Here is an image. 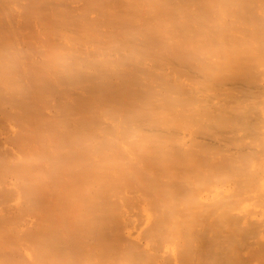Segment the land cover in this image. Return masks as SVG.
I'll return each instance as SVG.
<instances>
[{
    "label": "bare ground",
    "instance_id": "bare-ground-1",
    "mask_svg": "<svg viewBox=\"0 0 264 264\" xmlns=\"http://www.w3.org/2000/svg\"><path fill=\"white\" fill-rule=\"evenodd\" d=\"M24 1H28L29 5L31 1L34 6L26 4L27 6L23 7ZM30 1L0 0V98L9 96L10 101L17 102L16 105L20 109L26 107L25 103L29 105L26 109L25 121L32 131L30 139L32 138V141L38 147L35 145L36 148L31 150L32 147H35L32 145L30 151L24 149V155L27 159H31L33 165H38L39 169L42 168L40 160L44 155L46 140H51L53 144L56 143L54 141H59L61 138L63 140L66 135V132L61 133L64 125L63 120L64 123L65 121L68 122V115H66V120L65 117L63 119L60 117L61 119L58 118L59 121L55 124L53 122L56 120L53 118L51 123L54 124H52L54 127L52 129L51 124L48 128L41 127L43 114H38L42 109L40 105L44 104L45 101L47 102L48 98L51 97H48L49 94L45 91L46 87L47 89L54 87L53 92L50 94L54 93L56 89L62 93H65L66 90L71 91L67 89L65 80L68 79L67 82L70 84L76 79L74 75L79 74V71H81L80 76L83 77L84 71L79 70L82 61L79 63L80 60L78 59H88L89 62V59L93 57L94 60L100 61L97 68L103 61L102 67L105 72L108 71V65H105L104 61L108 64L107 61L109 62V58H112V56H115L118 60L120 59L119 61H127L126 65L136 64L135 66H137L140 63V66H142L146 61L149 63L148 59L143 60L145 57V52H141L143 45H140L142 49L141 47L138 48L137 44L134 45L141 50L135 48L139 52H134L135 49L131 52L124 46L126 43L130 45L131 37L133 40L135 36L137 37L140 34L143 36V34L148 33V35L156 36L155 38H160V40H153L161 41L164 39V41L162 40L163 44L160 42V46L163 47L173 45L175 48V45H177L178 48V45L183 44L184 47L183 45L180 46L183 51H180L184 54L187 48V53L191 56L194 65H191L192 62L189 61L191 60L190 56L188 59L186 53V55H182L179 54L181 52L176 51L174 52L175 56L173 54V57L177 58L176 60L173 57L170 58V54H167L168 56L163 55V57L170 58H163L169 62V66L164 63H154L146 67V71L136 72L135 74V72L129 70V68L134 69L129 65V68L127 67L129 71H124L126 73H123L124 77L128 76L127 72L131 74L128 76V80L131 79L129 77H132V75L133 77L139 75L138 77L141 79L142 73L146 74L143 76L145 80L151 79L152 86L150 82L146 85H149L150 87L147 86V88L150 89L154 87L148 90L149 95H153L155 103H151L150 100L153 102V99L141 90L134 91L135 94H139V98L138 95L136 96L138 100L133 97L135 94L131 95V98L130 93H127L130 90L126 83L118 86H124L121 87L123 90L127 87L126 89L129 91L126 92L125 90L126 94L124 95L130 97L129 100V97L125 96L123 100L126 102L121 98L123 103L126 104L121 109H117L118 112L120 110L123 116H120L123 119L120 120L121 123L117 126L125 135L122 138L126 139L124 140L127 144L128 141L129 144H132L131 140L135 136H140L143 137V142L142 139L139 142L137 137L135 138L140 146L146 141L148 143L149 140L157 145L164 144L163 147L166 148L167 152L159 148L162 153L166 152L160 157L159 155L162 153H160L157 145L155 147L159 152L154 145L151 146L156 151L152 148L149 151V145L145 143L144 147L148 146V152L144 148V151L140 152L144 156H138L144 159L141 160V164L145 161V164L143 162V165L137 166L140 168L141 173H133L134 178L131 177L132 172L124 173V177L131 175V178H126L125 189L129 186L128 190L132 189L133 195L131 196L133 197L130 198V192L127 191L128 195L118 183H113L114 179L113 184L110 180L108 185L112 184L111 194L115 199L110 200L113 205L107 208L106 211L102 209L101 214L93 212L95 208H92L91 205L89 210L91 209L93 213L88 210V205L85 207L87 209H83L84 207L81 205L83 203L82 197H91L87 185L83 183L82 186L76 187L73 191L69 188L70 185L67 187L65 181L61 180L62 177L65 179L64 175H66L68 166L65 167V165L60 164V168L51 174H42L44 173L42 169V172H40L42 176H39L38 170L36 174L35 172L31 173L33 171H28L29 167L25 165L23 167L20 165V167H25L26 170H19L15 165L0 163V193L7 195L6 192H2V186L3 183L6 184L5 177L12 174L19 176L22 190L20 191L21 194H12L11 198L14 200L15 210L10 214H6L4 219L1 216L2 212L0 213V264H115L117 261L119 264H264V0H102V2L100 0L101 6L99 0H97L99 7L96 4L97 1L92 2L91 0L88 3L92 2L93 4H87V11L90 8L91 12H89L94 14L93 9L96 11L98 9L90 7V5H93L97 6L99 10L101 9V13L99 15L98 10L96 12L98 14L92 15L93 17L91 16L92 18L89 17V19L86 18L90 15L88 12V15L81 16L82 19L86 18V21L90 23V25H86L87 22L84 23L86 28L83 32H80V30L84 29L79 28L84 27V24L80 23L84 22L79 18L81 14L78 15V18H75L76 20L74 19V17H77L76 13V16L72 17V13L76 12L75 9L73 10L74 5L72 3L78 0H73L72 3L68 0L71 3L68 6L66 4L69 3L59 0L63 4L65 3L64 5L60 3V6H64L65 9L70 7L68 14L64 15V17L68 15L67 20L62 17L61 21V18L56 16L57 14L53 8L54 0ZM40 1L50 4V6L46 3H41L42 7L40 5L36 6L35 3ZM86 1L84 0V2ZM110 1H114L111 6L109 5ZM35 6L36 8L40 7L39 9L42 10L37 11L36 16L28 14V17L39 19H35L34 23L36 21L38 23L34 27L38 24V27L43 30L41 32H46L45 40H47L42 41V44L44 42L47 55H45L46 51L44 55L34 52L35 49H39V46H36V41L33 43L22 39L24 43H21V47L25 45H28L31 49L36 47L33 53L44 57L42 59L46 57L43 61L45 62V72H43L46 74L43 79L44 81L45 79L48 80V84L51 83L50 85H52L51 87H45V82L40 77L41 83L43 82L42 85L34 87L36 81L33 82L34 85L29 84V78L25 76L26 72L18 70V66L23 60L22 54L19 53L18 49L20 48H17L18 45H16L13 34L7 30L10 16L13 18L11 11H18L19 14L21 13L20 8L31 7L30 9H35ZM91 8L93 9L91 10ZM114 9H117V15L112 13ZM15 14L16 20V17L19 16ZM105 15H108V18L109 16L112 17L109 19L111 22L115 20V22L123 24L117 26L116 23V25L114 24L117 26L115 28L112 24L117 36L109 37L110 39L106 40L102 38L101 34L94 33L97 29H99V32L104 30L102 27L108 21L106 17L107 20L104 19L106 24L102 22ZM53 17L55 21H51ZM70 17L74 21L70 20V22ZM21 18L24 19L22 20L23 23L25 17ZM146 18L148 20H145L142 24L146 29L145 33L132 27V23L137 24L140 20ZM56 19H58V22H56ZM26 20H28L27 16ZM143 20L141 23H143ZM59 21H63L62 23L67 21L65 22L67 25L70 22V27L72 22L80 21L79 27H76L75 23L72 25V27L75 26L74 29L78 28L79 31L71 29L72 27L70 28ZM19 23H21V20ZM81 24L83 25L81 26ZM124 26H131L132 28L126 27L124 29ZM140 27H142L141 24ZM36 33L38 32L36 31ZM108 34L111 36L110 33ZM21 35L18 36V39ZM28 35L29 33L26 36L28 37ZM38 37H40V33H38ZM148 40L146 45L150 46L151 39ZM135 42H137V39ZM135 42L132 43L135 44ZM173 46L171 47L173 48ZM190 48H193L194 51L197 48L195 54L192 52L193 49H191L193 54H190ZM155 52L158 53L156 50ZM165 53L162 51L160 54L162 56ZM177 53L179 56H185L186 59L177 61L179 60ZM147 55L150 56L146 52ZM68 58L78 60V63L74 60L71 61V64L76 62L75 65L79 64V66L75 67L76 71L73 70L76 74L72 76L73 73L70 70L71 72L68 71L67 76L64 77L65 80H63L60 78V74H64V71L66 72L70 66L68 67L62 61H70ZM116 58L111 59L109 64L113 60L116 61ZM142 61L144 62L141 63ZM91 62H93L92 59L88 63L89 67ZM32 63L31 65H33ZM212 63L214 66H211ZM62 65L67 67H62ZM110 65L112 67L113 63ZM39 66L33 65L34 68H39ZM140 66L137 67L140 68ZM61 68H64V71H61ZM77 68L79 69L77 70ZM140 70L142 69L140 68ZM37 72L39 76L43 74ZM104 73L103 75L108 74ZM78 74L76 77L79 78ZM96 75L94 76L97 77ZM81 77L78 81L82 79ZM111 77L108 78V81L113 79ZM89 78L87 80H92V78ZM135 78L131 80L134 81ZM137 78L134 81L136 85L137 81L141 83L137 86H143L147 83L144 78L142 79L145 81H143L144 84H142V80ZM69 79H71L70 82ZM85 80L86 78L83 81ZM113 81L110 84L112 87H114ZM116 81H114L115 86L118 85L120 80L117 83ZM74 84L75 82L68 87L70 88ZM119 84L123 83L119 82ZM118 89L116 90L117 93ZM84 90L87 89L82 91L84 92ZM140 95H143L144 98H140ZM45 96L48 98L46 99ZM41 99H45L44 102L41 103ZM85 99L87 100V98ZM106 99H108V96ZM106 99L105 101H107ZM112 99L110 101L113 102ZM132 99H135V101H131ZM139 99L143 102L140 103ZM105 101L100 104L96 102L98 104V107H96L101 109V112L108 115L110 107L111 110L116 111L114 104L117 106V103L112 104ZM79 102L82 103L80 100ZM120 104L121 102L118 103V105ZM150 104H153V106ZM81 105L82 107L77 106L79 109L76 108L78 112H82L83 106H85L83 109L86 108L88 111L89 104L88 106ZM37 107L40 108V112L37 111ZM128 110H133L131 118H126L125 114ZM92 113V117L96 115L95 112L94 115ZM117 114L119 115V113ZM107 115L105 116L106 119L109 117ZM118 115L116 116L118 117ZM127 115L130 114L127 113ZM116 119L118 120L119 117ZM109 121L106 120V124H110ZM102 123L103 121L101 126ZM165 125L172 127L161 128ZM72 127L74 128V126H71L73 131ZM41 128L43 129L41 130ZM72 133L75 136V132ZM84 136H82L83 140H88L87 137L84 139ZM106 139L108 142L111 140ZM83 140V143L81 138L80 142L77 139L76 142L84 144ZM100 140L98 143H100ZM76 145L78 146V144ZM141 150L143 149L141 148ZM136 153L139 154L137 151ZM101 154H103V150ZM2 157L0 154V162L4 161ZM17 157L20 158V155ZM61 166L63 167L61 168ZM124 167H126V164ZM107 168H109L108 165ZM151 170L154 173L156 170L155 175L160 178L156 180L157 182H152L151 179L146 178L150 175L147 174V171L151 172ZM155 175L153 176L155 177ZM23 177H25L24 180ZM49 177H52V179ZM163 178L168 181L163 183ZM89 188H91V185ZM101 192L93 193L95 194L93 197L100 200L105 193L102 192V194ZM4 199V201L0 199L2 201L0 211L6 209L10 203V198ZM50 202L51 206L49 205ZM83 210H86L85 213H83ZM25 230L29 231L27 235ZM17 231H21L20 236H17ZM10 239L13 241V245ZM116 255L120 256L118 260L115 259ZM114 259L117 261L115 262Z\"/></svg>",
    "mask_w": 264,
    "mask_h": 264
},
{
    "label": "rangeland",
    "instance_id": "rangeland-1",
    "mask_svg": "<svg viewBox=\"0 0 264 264\" xmlns=\"http://www.w3.org/2000/svg\"><path fill=\"white\" fill-rule=\"evenodd\" d=\"M30 1V0H29ZM61 1H63V2H67V3H69V2H71V1H73V0H70L69 2H68V0H66V1H64V0H61ZM61 1H59V0H54V2H53V8L55 9V12H56V16L57 17H59V18H61L60 19V21L62 20V17H64V15L65 14H68V10H70V7L69 8H67V9H65L64 8V6H60V3H61V5L63 4V2H61ZM75 1V0H74ZM89 1H91V0H87L86 2H84V0H78V1H76V2H71L74 6V8H73V10L75 9L76 10V12L74 11V13H72L73 15H72V17H74V15H75V13H76V15H77V17H74V19L75 18H78L79 16V14H81L80 15V19H82L85 15H88V13H90L91 11H90V8H88L89 10L87 11V4H93L92 2L93 1H97V0H92V2H90V3H88ZM129 1H132V0H129ZM78 2H80V3H78ZM99 2H100V0H99ZM98 1H97V6L99 7V5H98V3H99ZM101 2H102V0H101ZM101 2L99 3L100 4V6H101ZM29 3H31L30 5L28 4V1H24V5H23V7H25V5L26 4H28L29 6H34V3L32 4V2L30 1ZM41 3H46V2H39V3H35L36 4V6L38 5H40V7H42L43 5H41ZM57 3V4H56ZM71 3H69V4H66L67 6L68 5H70ZM86 3V4H85ZM114 3V1L112 2V1H110L109 2V5L111 6V4H113ZM46 4H48V3H46ZM45 4V5H46ZM65 4V3H64ZM63 4V5H64ZM82 4V5H81ZM95 4V3H94ZM95 4V5H96ZM49 6H50V4H48ZM65 5V6H66ZM27 6V5H26ZM36 6H35V9L34 8H32V9H30L31 7H28V8H26V9H28L27 11H26V9L25 8H23V9H25V10H23L22 8H20V11H21V13H19L18 14V11L17 12H13V11H11L12 12V17L13 18H11V16H10V20H9V24H8V26H7V30L10 32V33H12L13 34V38L15 39V41H16V45H18L17 46V48H20V49H18L19 50V53L21 52V54H22V63L21 64H19V69H18V67H17V69L18 70H20V71H22V72H26V75L25 76H27L28 78H29V84H32V85H34L33 84V82L35 83V81H36V83H35V85H34V87H36V86H40V85H42V83H41V79L40 78H45V76L44 75H46V74H44V67H45V62H43V61H45V59H46V57H45V59H42V58H44V57H40V55L39 54H36V53H33V51H34V48H36V47H34L33 49H31L28 45H25L23 48L21 47V45L24 43L23 41L24 40H26L27 42L28 41H30V42H33V43H35V41L37 42L36 44V46H39L38 48V50L37 49H35V51L34 52H38V53H41L42 55H44L45 53V55H47V50L46 49H44L45 48V45H44V42L47 40H45V38H46V32L45 33H42L43 32V30H41L39 27H38V24H37V26L36 27H38V28H36V27H34V25L36 24V23H38L37 21L34 23V21H35V19H36V17L34 18V17H28L29 15H32V16H36V12L37 11H39V10H42V9H39L40 7H38V8H36ZM47 6V5H46ZM97 6H91L90 5V7H95V9L97 8L98 10H99V8L97 7ZM44 8V7H43ZM46 8V7H45ZM63 8V9H62ZM93 8H91V10L93 9ZM30 9V10H29ZM19 10V9H18ZM44 10V9H43ZM65 10H67V11H65ZM72 10V9H71ZM85 10H86V12H85ZM97 10V11H98ZM101 10V9H100ZM98 11V13H99V15H100V13H101V11ZM90 11V12H89ZM96 10H94L93 9V13L94 14H92V13H90V15L88 16V17H86V18H88L89 19V17L90 18H92L93 16H95V14L97 15L98 13H96L97 12ZM66 12V13H65ZM72 12V11H71ZM80 12V13H79ZM84 12V14H82ZM88 12V13H87ZM14 13H16L19 17H16V20H15V17H14ZM112 13L113 14H115V15H117V9H114L113 11H112ZM15 14V15H16ZM29 14V15H28ZM71 14V13H70ZM16 15V16H17ZM75 15V16H76ZM93 15V16H92ZM26 16H27V19L28 20H26ZM66 16V15H65ZM71 16V15H70ZM81 16H83V17H81ZM92 16V17H91ZM108 16V15H107ZM106 15H105V18H103V23H105V21H104V19L105 20H107L108 19V21L105 23L106 25V27L103 25V27L102 28H104V30H101L100 32H99V29H97V30H95V32L94 33H97V35H100L101 34V36H102V38L104 39V40H106V39H108L109 37H114V36H117V33L114 31V29H113V26H114V28L115 27H117L118 25H123L122 23H120V22H115V20H114V18H113V20H114V22H111L109 19H111L112 17L111 16H109V18L107 17ZM21 17H25V21H23V23H22V20H24L23 18H21ZM56 17V18H57ZM104 17V16H103ZM106 17H107V19H106ZM30 18V19H29ZM66 18H68V15H67V17H64V20L66 19ZM86 18H84V19H82V20H84V22H80V21H75L74 23L72 22V25L74 24V25H76V27L78 26H80V24H79V22L80 23H85L86 24V22H87V24L86 25H90V23L88 22V21H86ZM12 19V20H11ZM34 19V20H33ZM55 18L53 17L52 18V20L51 21H55L54 20ZM79 19V20H80ZM20 20H21V23H19L20 22ZM29 20H33V21H29ZM36 20H39V19H36ZM58 19H56V22H58L57 21ZM67 20V19H66ZM74 21V20H72V18L70 17V19H69V21ZM76 20V19H75ZM78 20V19H77ZM121 20V19H120ZM143 20V19H142ZM142 20H140L137 24H135V23H132L133 25H132V27H134V28H136L137 30H139V31H141V32H146V29H145V27H144V25H142V24H144V22H145V20H148L147 18L146 19H144L143 20V23H141L142 22ZM151 20V19H150ZM59 21V22H60ZM68 21V22H69ZM70 21V22H71ZM63 22V21H62ZM62 22H60V23H62ZM65 22H67V21H64V23ZM70 22L68 23L69 25H67V23H65L67 26H69L70 27ZM78 22V23H77ZM109 22V23H108ZM111 22V23H110ZM34 23V24H33ZM64 23H62V24H64ZM77 23V24H76ZM116 23H117V26H115L116 25ZM56 24V23H55ZM61 24V25H62ZM83 24H81V26L83 25ZM83 25L84 27L82 28V27H79L80 29H84V30H80V32H83V31H85V28H86V25ZM112 24H113V26H112ZM115 24V25H114ZM140 24H141V26L142 27H140ZM59 26H60V24H58ZM65 25V26H66ZM72 25H71V27H72ZM125 25V24H124ZM139 25V26H138ZM39 26H40V23H39ZM63 26V25H62ZM61 26V27H62ZM30 27V28H29ZM68 27V28H69ZM70 27V28H71ZM74 28H75V26H73ZM71 28V29H74V28ZM127 26H124V29L126 28ZM131 26H129V27H127V28H132ZM144 27V28H143ZM64 28V27H63ZM67 28V29H68ZM110 30H109V29ZM147 28V27H146ZM77 29V31H79L78 30V28H76ZM76 29H74V30H76ZM107 29V30H106ZM113 29V30H112ZM135 30V29H134ZM180 30H183V29H180ZM36 31L38 32V33H40V37H38V33H36ZM42 31V32H41ZM112 32V33H111ZM114 32H115V35H114ZM29 33V35H28V37L26 36L27 34ZM67 33V32H66ZM108 33H110V35L111 36H109V34ZM150 33V32H149ZM22 34V35H21ZM31 34V35H30ZM43 34V35H42ZM152 34V33H151ZM154 34V33H153ZM152 34V35H153ZM15 35V36H14ZM19 35H21V37L19 38V39H21V40H19L18 39V36ZM24 35H25V37H27L26 39H24L25 37H24ZM32 35H34L33 37H32ZM142 34H140V35H138L137 37L135 36V38H133V40H132V37H131V40L130 41H132V42H135L136 41V39H137V42H135V44L134 43H132V42H130L129 41V43H130V45L131 44H133L132 46H130V45H127V43H126V45L124 46V47H126L128 50H130L131 52H133V49H138V48H140L142 45H143V49H142V47H141V49H142V51L140 50V49H138V50H140L141 52H145V57H144V61H146L147 59L149 60V63H148V61H146V62H144V61H142L141 63H143L144 62V65H142V66H140V63L137 65L138 67L140 66V68L142 69V70H140V68H138L137 66H135L136 64H134V65H130L131 67H133L134 69H130L128 66L129 65H126L128 62L127 61H119L118 60V58H116L115 56V58H116V61H112V63H113V65L115 66H113L112 65V67H110L111 65L110 64H112V63H110L109 64V62H111L110 60L111 59H115L113 56H112V58L110 59L109 58V62L107 61V63L108 64H106V62L104 61V63H105V65H108L107 67L106 66H104L105 68H107L108 69V71H104V68L102 67L103 65V61H101V64H99L98 65V68H100V69H98L97 68V64L98 63H100V61L98 62V60H94V58L92 57L91 59L93 60V62H91L90 63V67H89V65H88V63L91 61V59H89L90 61L88 62V59H78V60H80V62L79 63H81V61H82V64L84 63V65H80V69L79 68H77V70L79 69V70H83L84 72H83V77H81L80 76V74H81V71H79V78L81 77L82 79L84 78H86V80H87V78L88 77H90V78H92V80H85V81H83L82 79H80L79 81H81V82H79L78 81V77H76L77 76V74H76V72L74 73V71L73 70H75L76 71V68L75 67H78L79 66V64L76 66L75 64H77L78 63V60H76V59H73V58H68V59H70V61H66V60H63L62 62L63 63H65L66 65H68V67H69V69L65 72L64 71V68H61V71H64V74H60V78L61 79H63V80H65V78L64 77H66L67 76V72L68 71H72V76L74 75V74H76V76L74 75V77L76 78V79H74L73 80V82H75V84H77V85H75L74 84V86H72V87H68L70 84H72L73 82H70V80L72 79H69V82H70V84H68V82H67V80L68 79H66L65 80V82H66V87H67V89H70L71 91H65V93L63 92H59L57 89L54 91V93H52V94H50L51 92H53L52 90H54V87H51L52 85H50L51 83H49L48 84V80H46L45 79V81H44V79H43V81L45 82L44 83V85H45V87L46 86H49V87H51V88H49V89H47V87H46V92H47V94H49L48 95V97L49 96H51V97H46L45 96V98L47 99L48 98V100H47V102L45 101V103L44 104H42V105H40L41 107H42V109H41V112H40V108L39 107H37V111L38 112H40V113H38V114H43V118H42V116H40L41 118H42V121H41V123H42V125H41V127L43 126L44 128L45 127H47L48 128V126H50V124H51V129L54 127L53 125L57 122V121H59V119L58 118H64L66 115H68L67 116V119H68V122L67 121H65V123H64V120H63V126H62V129H61V133H65L66 132V135H65V137L63 138V140H59V141H54V142H56V143H52V141L51 140H46L47 141V143H46V147H45V151H44V155L41 157L42 159L40 160V164H41V166H42V168L41 169H39V167H38V165H33L32 164V162H31V159L29 158V159H27L26 157H25V150H27V151H30V149H31V147H32V145L33 146H35L36 144L32 141V138L30 139V136L32 135V131L30 130V128L26 125V121H25V116H26V114H27V107L29 106L28 104H26L25 103V105H26V107H23L22 109H20V108H18V106L16 105L17 104V102H15L14 100L13 101H10V97L9 96H5V98H0V154H1V157H2V159L4 160L3 162H0L1 164L2 163H5V165H15V166H17V169H19V170H26L25 169V167L24 168H22L24 165L25 166H27V167H29V169H28V171H33V172H31V173H34L35 172V174L37 173V170H38V173H40V172H42V169L44 170V173H42V174H48V173H52L53 171H55V170H57V169H59L60 167H59V165L60 164H63V165H65V167H67L66 169L68 170H66V175H64V177H65V179H63V177L61 178V180H63V181H65L64 183L66 184V186L68 187L69 185V188L70 189H73V191L75 190V188L76 187H79V186H82L83 185V183L85 184V185H87L88 186V192H90V194L89 195H91V197H93V196H95V194H93V193H97V192H105L102 196V198L99 200V199H97V197H93V198H91L90 196H89V198H88V196L86 197H82L81 198V200L83 201V203L81 204V205H83V209H87V208H85V207H87V205H88V210H89V207H90V205H91V207L92 208H95V209H97L96 211H95V209H93L94 211L93 212H95L96 214L98 213V214H101V211H102V209H104V211H106V209L107 208H110V206L111 205H113V203L111 202V201H113L114 199H115V197L114 196H112V194H111V191L113 190L112 188H111V186H112V184L113 183H118L119 185H120V187H122V189H123V191H129L130 192V196L131 195H133V193H132V189H130V190H128V187L129 186H127L126 187V189H125V184H127V180H126V178L128 179V178H134L133 177V173H135V174H140L141 172L139 171L140 170V168L139 167H137V166H139V165H143V162H144V164H145V161H143L142 162V164L140 163L141 162V160H144V159H141L140 157L141 156H144V155H142L141 153L144 151V148H146L145 149V151L146 152H148V150L149 151H151V149L150 148H152V146L151 145H154V147L157 145V144H154L153 142H151V141H149L148 140V143H146V142H144V144L146 143V145H149V149L147 148L148 146H145L144 147V144L142 143L141 144V146L139 145V143L137 144V142L135 141L136 139V137H137V140H139V142H140V139H142V142L144 141L143 140V137H140V136H135L134 137V139H132L131 141H132V144H129V141H128V144H127V142L125 141L126 139L125 138H122V136L124 137L125 135H123L124 133H123V131L121 130V129H118L117 128V126H119L120 125V120L121 119H123V118H121V117H123L122 116V113L120 112V110H119V112L117 111V109H121L122 107H124L123 105L124 104H126V103H123V101H125V100H123L124 98H125V96L127 97L128 95H124V94H126V92H127V90L129 89L130 90V92H127V93H130V96L131 95H133V94H135V92H137L136 90H141V91H143V92H145L146 94H147V96L149 95V90H151L152 88H154V87H152L151 89L150 88H147V86L148 87H150L149 85H146V84H148V82H150L151 81V79H147V80H145V78L143 77V76H145L146 74L144 73H142L141 75L142 76H140V77H142L141 79L138 77V76H136V75H134L136 78L138 77L139 78V80H142L143 78H144V80L147 82V83H143V81L144 80H142L141 82H142V84H144L143 86L141 85V86H137V85H139V84H141V83H139L140 81H137L138 83H137V85H136V82H134L135 80H136V78L135 77H133V75H132V77L130 76L129 78H131L132 80L135 78V80L134 81H132L131 79L130 80H128L127 78H128V76L129 75H131L130 74V72H127L128 73V76L127 77H124V75H123V73L124 74H126L125 72V70H127V71H129V70H132L133 72H135V74H136V72L137 73H139V72H144V70H145V68L146 67H148V66H151L152 64H161V63H164V64H167V66H169L168 65V61H165L164 59L165 58H169V57H166V56H164L163 57V55H171L170 56V58L171 57H173V54H174V52H176V51H179V52H181V53H179V54H182V49L180 48V46L182 47V45H178L179 47V50H178V48H177V45H175L176 47L174 48V46L173 45H169V44H167V45H169V46H167V47H163V46H160L161 44H163V41H164V39H162L161 41H159L160 40V38H155L156 36H151V35H148V33H146V35L145 34H143V36H141ZM154 35H156V34H154ZM31 36V37H30ZM23 37V38H22ZM44 37V38H43ZM159 37V36H158ZM32 38H33V40H32ZM38 38V39H37ZM43 38V39H42ZM22 39H23V41H22ZM110 39V38H109ZM135 39V40H134ZM140 41H139V40ZM143 39V40H142ZM148 39H151L150 40V46H148V45H146V44H148L147 43V40ZM153 39H159L158 41H156V40H153ZM45 40V41H44ZM146 40V41H145ZM42 41H44L43 42V44H42ZM108 41V40H107ZM149 41V40H148ZM155 41V42H154ZM23 42V43H22ZM39 42V43H38ZM41 42V43H40ZM139 42H140V44H139ZM157 42H158V44H157ZM160 42H161V44H160ZM22 43V44H21ZM26 43V42H25ZM152 43V44H151ZM156 43V45H154L153 46V44H155ZM28 44V43H27ZM31 44V43H30ZM29 44V45H30ZM39 44V45H38ZM137 44V45H136ZM134 45H136V46H134ZM141 45V46H140ZM166 45V43L164 44V46ZM28 46V47H27ZM33 46V45H32ZM34 46H35V44H34ZM44 46V47H43ZM129 46V47H128ZM134 46V47H133ZM145 46V47H144ZM153 46V47H152ZM171 46H173V48L171 47ZM133 47V48H132ZM155 47H157V48H155ZM183 47H184V45H183ZM153 48V49H152ZM168 48H169V50H168ZM171 48V49H170ZM177 48V49H176ZM41 49H42V51H41ZM43 49H44V51H43ZM134 50V52H139V51H137V50ZM146 49V50H145ZM185 49V48H184ZM191 49H193V48H190L189 50V52H190V54L192 55L193 53L195 54V51H196V49H195V51H194V49L192 50V52L193 53H191ZM154 50V51H153ZM155 50L156 51H158V53L160 54V53H162V51L163 52H166L165 54H162V56H161V54H160V56H159V54L157 53V52H155ZM180 50H182V51H180ZM46 51V52H45ZM168 51V52H167ZM187 51H188V49L186 48V50L184 51L187 55H188V59H189V53H187ZM45 52V53H44ZM146 52H147V54H149L150 56H152L153 55V53H154V55L152 56V58H150L149 59V57L150 56H146ZM183 52V53H184ZM178 53H177V55H178ZM182 54V55H186V54ZM29 54V55H28ZM32 54V56H30ZM35 54V55H34ZM155 54L157 55L156 57H155ZM36 55H38V56H36ZM144 55V54H143ZM142 55V56H143ZM167 55V56H168ZM182 55L181 56H179V60H177V61H183L184 59H186V57L185 56H183V57H185V58H183L182 57ZM174 56H175V54H174ZM195 56V55H194ZM40 57V58H39ZM141 57V56H140ZM30 58V59H29ZM37 60H36V59ZM164 58V59H163ZM169 58V59H170ZM28 59V60H27ZM34 60V61H32V60ZM67 59V60H68ZM122 59H124V58H122ZM142 59V58H141ZM173 59H175L174 57H173ZM177 59V58H176ZM175 59V60H176ZM188 59H187V61H188ZM190 59H191V56H190ZM195 59H196V56H195ZM194 59V60H195ZM30 60V61H29ZM35 60H36V62H35ZM77 61V63L76 62H73L72 64H71V61ZM83 60H86L85 62L83 61ZM28 61H29V63H28ZM120 63H119V62ZM154 61V62H153ZM190 62H192V59L191 60H189ZM188 61V62H189ZM33 62V63H32ZM34 62H35V64H34ZM67 62V63H66ZM116 62V63H115ZM126 62V63H125ZM24 63V64H23ZM31 63L34 65V66H36V65H40L39 66V68H34L33 67V65H31ZM123 63V64H122ZM146 63V64H145ZM178 63V62H177ZM31 66H30V65ZM149 64V65H148ZM194 65V63L192 62L191 63V65ZM72 65V66H71ZM85 65H88V66H85ZM110 65V66H109ZM163 65V64H162ZM22 66V67H21ZM96 66V67H95ZM211 66H214V64L212 63L211 64ZM31 67V69H29ZM62 67H67V66H65V65H62ZM127 67L129 68V70L127 69ZM23 68V69H22ZM27 68H28V70H27ZM32 68H33V70H32ZM42 68V69H41ZM98 69V71L97 72H95V70H97ZM111 68H112V70H111ZM115 68V69H114ZM88 69V70H87ZM90 69V70H89ZM106 69V70H107ZM114 69V70H113ZM100 70V71H99ZM134 70H137V71H134ZM37 71H39V72H41V73H43V74H40V76H39V74H38V72ZM44 71V72H43ZM60 71V72H61ZM70 71V72H71ZM90 71V72H89ZM93 71V72H92ZM105 73H104V72ZM109 71H110V73H109ZM125 71V72H124ZM146 71V70H145ZM21 72V73H22ZM70 72H69V75H70ZM98 72H102V73H99V74H102V75H99L98 74ZM114 72V73H113ZM96 73H97V75H96ZM103 73L104 74H106V73H108L107 75H103ZM122 73V74H121ZM37 74V75H36ZM92 74H93V77H92ZM62 75H63V77H62ZM66 75V76H65ZM94 75H96L97 77H95ZM38 76V77H37ZM41 76H44V77H41ZM103 78H102V77ZM113 78V79H109V81H111V82H109L108 81V78ZM40 77V78H39ZM69 77H71V76H69ZM115 77V78H114ZM32 78V79H31ZM47 78V77H46ZM89 78V79H90ZM99 80H98V79ZM126 79L127 81H125L124 79ZM137 78V79H138ZM103 79V80H102ZM116 79H117V81H119V82H122L123 84H119V82H118V85L116 84V86H115V84H114V81H116ZM50 80V79H49ZM94 80V81H93ZM96 80H97V82H96ZM106 82H105V81ZM114 80V81H113ZM85 82V83H83V82ZM89 81V82H88ZM102 81H103V83H102ZM112 81H113V86L114 87H112L110 84L112 83ZM117 81H116V83H117ZM144 81V82H145ZM105 82V83H104ZM37 83H39V84H37ZM63 83V82H62ZM88 83V84H87ZM100 83V84H99ZM124 83H126V85H127V87H129L128 89H126V88H124V90L122 89L124 86H120V87H118L119 85H124ZM64 85H65V83H63ZM85 84V85H84ZM98 84V85H97ZM83 85H84V87H83ZM108 85H110V86H108ZM125 85V86H126ZM150 85H151V82H150ZM85 86H87L86 88H85ZM98 86V87H97ZM134 87V89H133V87ZM136 86V87H135ZM146 86V87H145ZM152 86V85H151ZM122 87V88H121ZM138 87V88H137ZM109 88V89H108ZM118 88H120V89H118V93H117V89ZM137 88V89H136ZM51 89V90H50ZM83 89H87V90H84V92L82 91ZM116 89V90H115ZM149 89V90H148ZM48 90H49V92H48ZM73 90V91H72ZM91 90V91H90ZM111 90H112V92H111ZM125 90H126V92H125ZM128 90V91H129ZM120 91H123L122 93L120 92ZM135 91V92H134ZM164 91H165V89H164ZM59 92V93H58ZM71 92V93H70ZM134 92V93H133ZM142 92V93H143ZM86 93V94H85ZM89 93V94H88ZM103 93V94H102ZM132 93V94H131ZM139 93H141L140 91H139ZM44 94H45V92H44ZM63 94V95H62ZM76 94V95H75ZM113 94H115V95H113ZM145 94V95H146ZM151 94H152V91H151ZM93 95V96H92ZM118 95V96H117ZM122 95H124V96H122ZM138 95V98H139V94H135V96L133 95V97L136 99V100H138L137 99V96ZM144 95V94H143ZM143 95H140L141 97L140 98H142L143 97ZM28 96V95H27ZM74 96H76L75 98H73ZM81 96V97H80ZM103 96H105L104 98H103ZM108 96V99H106V97ZM120 96V97H119ZM153 96V95H152ZM152 96H150L149 95V97H151V99H153L154 97H152ZM83 97V98H82ZM110 97V98H109ZM119 97V99H117ZM129 97V96H128ZM10 98V99H9ZM85 98H87V100L85 99ZM113 98V99H112ZM115 98V99H114ZM121 98H122V100H121ZM131 98H132V96H131ZM144 98V97H143ZM147 98V97H146ZM67 99V100H66ZM73 99H74V101H73ZM78 99V100H77ZM95 99L97 100L96 102L98 103V104H100V103H102L103 101H105V99L107 100V101H105V102H109V103H117V106H116V104H114L115 105V108H116V111L115 110H111V107H110V111H109V113H108V115H109V117H107V119L105 118V116L107 115H105L103 112H101V109H99V108H97L98 106V104L95 102ZM113 100V102L112 101H110V100ZM129 100H130V97L128 98ZM135 99L133 100H131V101H135ZM43 100H45V99H43ZM42 99H41V103L42 102H44ZM77 100V101H76ZM79 100L80 101H82V103H80L79 102ZM121 100V101H120ZM128 100V101H129ZM140 100V99H139ZM85 101V102H84ZM88 101V102H87ZM89 101H90V103H89ZM141 101V102H140ZM140 101H138V102H140V103H142L143 101L142 100H140ZM121 102V104L120 105H122V106H120V105H118V103H120ZM126 102V101H125ZM150 102L151 103H155L154 102V99H153V102L150 100ZM69 103H70V106L68 107V105H69ZM76 103V104H75ZM123 103V104H122ZM59 104V105H58ZM61 104V105H60ZM75 104V105H74ZM81 104H85V105H87L88 106V104H89V108H90V110H89V108H88V111H87V109H86V111H84L85 109H83L85 106H83V108H82V112L80 111V112H78L77 110L79 109L77 106L78 105H80L81 107H82V105ZM53 105V106H52ZM67 105V106H66ZM73 107H72V106ZM151 105V104H150ZM155 105V104H154ZM79 106V107H80ZM97 106V107H96ZM120 106V107H119ZM151 106H153V104L151 105ZM16 107V108H15ZM52 107V108H51ZM80 107V108H81ZM117 107H119V108H117ZM75 108V109H74ZM76 108H78L77 110H76ZM56 109V110H55ZM76 110V111H74V110ZM137 109H138V107H137ZM44 110V111H43ZM66 110V111H65ZM94 113V114H96L95 116H91V113ZM96 111H97V113L99 112V115L97 116V113H96ZM24 112V113H23ZM66 112V113H65ZM70 112V113H69ZM75 112V113H74ZM105 112V111H104ZM62 113V114H61ZM90 113V114H89ZM92 113V114H93ZM102 113V114H101ZM115 115H114V114ZM117 113H119V115L117 114ZM127 113L128 114H130V115H127ZM125 115L127 116L126 118H131L132 117V115H133V110H128V112H127ZM77 114V115H76ZM93 114V115H94ZM100 114H101V116H100ZM132 114V115H131ZM107 115V116H108ZM116 115H118V117H119V119L117 120L116 118H118ZM76 116V117H75ZM114 116V117H113ZM121 116V117H120ZM69 117V118H68ZM85 117V118H84ZM92 117V118H91ZM98 117V118H97ZM53 118H55V122H53V123H51L52 121H53ZM58 120H57V119ZM60 118V119H61ZM109 118H111V119H109ZM113 118H115V119H113ZM89 119V120H88ZM24 120V121H23ZM65 120H66V117H65ZM74 120V121H73ZM94 120H97V121H94ZM99 120V121H98ZM106 120H110L109 121V123L110 124H106ZM117 120V121H116ZM73 121V122H72ZM89 121V122H88ZM103 121V123H102V126H101V122ZM115 123H117V122H119V123H117V124H115ZM122 121V120H121ZM61 123V122H60ZM53 124V125H52ZM96 124H99V125H97L96 126ZM70 125V126H69ZM71 126H74V128H73V131H72V129H71ZM82 127V128H81ZM97 127H99V128H97ZM115 127V128H114ZM168 127H172V126H170V125H165V127L163 126V127H161V128H168ZM17 128V129H16ZM46 128V130H48ZM104 128V129H103ZM43 128H41V130H42ZM49 129H50V127H49ZM100 129V130H99ZM116 130H118V131H116ZM63 131V132H62ZM82 133H81V132ZM98 131H99V133H98ZM101 131V132H100ZM120 131H122V132H120ZM58 132H60L59 130H58ZM72 132H75V136H74V134L72 133ZM95 132V133H94ZM87 133V134H86ZM119 133V134H118ZM121 133H122V135H121ZM82 134V135H81ZM87 136H86V135ZM95 134V135H94ZM100 134V135H99ZM106 134V135H105ZM109 136H108V135ZM85 135V136H84ZM20 136H21V138H20ZM28 136V137H27ZM82 136H84V139L87 137V139L88 140H86V141H84L83 140V137ZM97 136H99V137H97ZM105 136H107V137H105ZM113 136V137H112ZM140 137V138H139ZM75 138V139H74ZM80 138H81V142H82V140L84 141V144H79V142H80ZM99 138V139H98ZM103 138V139H102ZM106 138H108V139H111V140H109V142H108V140L106 139ZM139 138V139H138ZM25 139V140H24ZM47 139H49V138H47ZM76 139L77 140H79V142L77 143L76 142ZM100 139H102V140H100ZM113 139V140H112ZM125 139V140H124ZM99 140H100V143H98L99 142ZM105 140H107V142H105ZM20 141V142H19ZM23 141V142H22ZM26 141V142H25ZM2 142V143H1ZM22 142V143H21ZM86 142V143H85ZM103 142V143H102ZM112 143V145H111V143ZM150 142V143H149ZM32 143H34V144H32ZM83 143V142H82ZM105 143V144H104ZM106 143H107V145H106ZM108 143H109V145H108ZM120 143V144H119ZM137 145H139V146H137ZM17 144V145H16ZM31 144V146H29ZM76 144H78V146L76 145ZM101 144V145H100ZM115 144V145H114ZM71 145V146H70ZM111 145V146H110ZM135 145V146H134ZM143 145V146H142ZM23 146V147H22ZM37 147H38V145H36ZM36 146L35 147H32V149L31 150H33L34 148H36ZM59 146V147H58ZM108 146V147H107ZM117 146H118V148H117ZM164 146V144H162V143H160L159 145H157V147H158V149L160 148V149H162V150H165L166 152H167V150H166V148L165 147H163ZM55 147V148H54ZM86 147V148H85ZM133 147V149H131ZM152 148V150H154V151H156L155 150V148ZM115 148H117L116 150H115ZM137 148V149H136ZM140 148V149H139ZM141 148L143 149V150H141ZM25 149V150H24ZM138 149H139V151H138ZM148 149V150H147ZM157 149V148H156ZM158 149H157V151H158ZM159 149V150H160ZM102 150H103V154H101V152H102ZM115 150V151H114ZM119 150V151H118ZM133 150H134V152H133ZM162 150H160V153H162L161 151ZM106 151V153H104ZM118 151V152H117ZM136 151L137 152H139V154L138 153H136ZM153 151V152H154ZM164 151V153H166ZM141 152V153H140ZM159 152V151H158ZM169 152H171V151H169ZM45 153H46V155H45ZM149 153H152V152H149ZM156 153V152H155ZM160 153H156V154H160ZM164 153H162V154H160L159 156L160 157H162L163 156V154ZM136 154V155H135ZM18 155H20V158H18L17 156ZM86 155V156H85ZM107 155V156H106ZM111 155V156H110ZM126 155V156H125ZM140 155V157H138ZM162 155V156H161ZM5 156V157H4ZM41 156V155H40ZM39 156V157H40ZM71 156V157H70ZM164 156H167V155H164ZM14 157H16V159H14ZM85 157V158H84ZM142 158H144V157H142ZM14 159V160H13ZM45 159V160H44ZM126 159V160H125ZM137 159V160H136ZM139 159V160H138ZM28 160V161H27ZM48 160V161H47ZM116 160H118V161H116ZM128 160V161H127ZM1 161V160H0ZM14 161V162H13ZM83 161V162H82ZM130 161V162H129ZM12 162V163H11ZM112 162V163H111ZM115 162V163H114ZM139 162V163H138ZM28 165H27V164ZM55 163V164H54ZM71 163V164H70ZM130 163V164H129ZM73 164V165H72ZM110 164V165H109ZM112 164V165H111ZM125 164H126V167H124L125 166ZM133 164V165H132ZM20 165H22V167H20ZM57 165V166H56ZM100 165V166H99ZM107 165H108V167L109 168H107ZM124 165V166H123ZM134 165H135V167H134ZM113 166V168H111ZM18 167H20V168H18ZM63 166H61V168H62ZM97 167V168H96ZM104 167V168H103ZM32 168V169H31ZM54 168V169H53ZM94 168V169H93ZM119 168V169H118ZM107 169H111L112 170V173H111V170L109 171L108 170V174H107ZM41 170V171H40ZM96 171V172H95ZM120 171V172H119ZM132 172V176L130 177V176H126V177H124L125 176V174L124 173H126V174H128V172ZM135 171H137V172H135ZM139 171V172H138ZM25 172V171H24ZM87 172V173H86ZM105 172V173H104ZM11 173V172H10ZM83 173H84V176H83ZM87 175H86V174ZM95 173V174H94ZM117 173V174H116ZM153 173V174H152ZM155 173H156V170H155ZM155 173H154V171H152L151 170V172L149 171H147V174H150L149 175V177H146L147 179H151V181L152 182H157L156 180H158V179H160L159 177H157L156 175H155ZM25 174H26V172H25ZM42 174L40 173V175L39 176H42ZM56 174V173H55ZM54 174V175H55ZM105 174V175H104ZM53 175V176H54ZM78 175V176H77ZM86 175V176H85ZM112 176V178H111V176ZM153 175H155V177L153 176ZM60 176V175H59ZM83 176V177H82ZM120 176V177H119ZM154 178H156V179H154ZM89 177H91V178H89ZM110 177V178H109ZM135 177H136V175H135ZM24 178L25 177H23L22 179L24 180ZM49 178H51L52 179V177H49ZM96 178V179H95ZM99 178V179H98ZM103 178V179H102ZM95 179V180H94ZM101 179V180H100ZM115 181H114V180ZM162 179V178H161ZM165 179V180H164ZM22 180V181H23ZM92 182H91V181ZM105 180V181H104ZM108 180V181H107ZM110 180H111V183H112V181H114L111 185H108L109 184V182H110ZM118 180V181H117ZM29 181H30V179H29ZM168 181V180H167ZM166 181V178H163V183H165V182H167ZM5 182H6V184H4L3 183V186H2V189H3V191L2 192H6L7 193V195L6 194H3V193H0V199H2V201H4L5 199L4 198H10V203H9V205L6 207V209L4 208V210H2V211H0V213L2 212V214H1V216H2V218L4 219L5 218V215L6 214H10L11 212H13L14 210H15V203H14V200L11 198L13 195L12 194H14V193H16V194H21V192L20 191H22L21 190V180H20V178H19V176H17V175H15V174H12V175H8V176H6L5 177ZM107 184H106V183ZM159 182V181H158ZM89 184V185H88ZM106 186H105V185ZM29 185H30V183H29ZM90 185H91V188H89L90 187ZM26 186H28V185H26ZM98 187V188H97ZM100 187V188H99ZM103 187V188H102ZM113 187V186H112ZM109 188H111V189H109ZM100 189V190H99ZM105 191H104V190ZM98 190V191H97ZM11 191V192H10ZM97 191V192H96ZM107 191V192H106ZM93 194V195H92ZM127 194H128V192H127ZM10 195V196H9ZM129 195V194H128ZM83 196V195H82ZM133 196H131L130 198H132ZM135 197H137V195H135ZM95 198V199H94ZM47 201L49 200V199H46ZM111 200V201H110ZM2 201H0V203L2 202ZM45 203H47L46 201H45ZM98 203V204H97ZM109 203H112V204H109ZM46 205V204H45ZM49 205L51 206V202L49 203ZM4 206V205H3ZM2 207V206H1ZM90 207V208H91ZM99 208H101V209H99ZM8 209V210H7ZM129 210V209H128ZM84 211V210H83ZM86 211V210H85ZM85 211L83 212V213H85ZM90 212H92V210L90 209L89 210ZM133 211V210H132ZM92 212V213H93ZM129 212H131L130 210H129ZM26 231V235H27V233L29 232V231H27V230H25ZM19 233H21V231H17V236H20L21 234H19ZM10 242H12L11 244L13 245V241L10 239ZM117 253V252H116ZM119 257L120 256H115V259H119ZM114 259V260H115ZM117 260H115V262L117 261ZM120 261V260H119ZM118 262V261H117ZM115 263V264H119V263Z\"/></svg>",
    "mask_w": 264,
    "mask_h": 264
}]
</instances>
